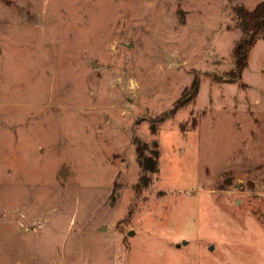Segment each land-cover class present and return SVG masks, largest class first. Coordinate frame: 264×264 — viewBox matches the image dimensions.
Wrapping results in <instances>:
<instances>
[{"label": "rangeland", "instance_id": "1", "mask_svg": "<svg viewBox=\"0 0 264 264\" xmlns=\"http://www.w3.org/2000/svg\"><path fill=\"white\" fill-rule=\"evenodd\" d=\"M261 1L0 0V264H264Z\"/></svg>", "mask_w": 264, "mask_h": 264}, {"label": "trees", "instance_id": "2", "mask_svg": "<svg viewBox=\"0 0 264 264\" xmlns=\"http://www.w3.org/2000/svg\"><path fill=\"white\" fill-rule=\"evenodd\" d=\"M242 31L245 36L236 47V68L238 73H241L248 63V54L264 32V0L259 2L253 9H242ZM196 86V83H194ZM139 162L144 166L143 153L139 152ZM148 167L157 171L158 166L150 163Z\"/></svg>", "mask_w": 264, "mask_h": 264}, {"label": "water", "instance_id": "3", "mask_svg": "<svg viewBox=\"0 0 264 264\" xmlns=\"http://www.w3.org/2000/svg\"><path fill=\"white\" fill-rule=\"evenodd\" d=\"M165 58L169 61L170 60V55L169 54H165ZM67 169H66V167L64 166L63 167V169H62V171H61V174L62 175H65L66 174V171Z\"/></svg>", "mask_w": 264, "mask_h": 264}]
</instances>
